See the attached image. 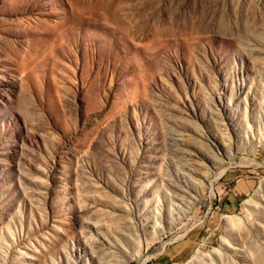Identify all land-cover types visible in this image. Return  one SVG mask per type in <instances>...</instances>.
<instances>
[{
  "label": "rangeland",
  "instance_id": "1",
  "mask_svg": "<svg viewBox=\"0 0 264 264\" xmlns=\"http://www.w3.org/2000/svg\"><path fill=\"white\" fill-rule=\"evenodd\" d=\"M0 264H264V0H0Z\"/></svg>",
  "mask_w": 264,
  "mask_h": 264
}]
</instances>
